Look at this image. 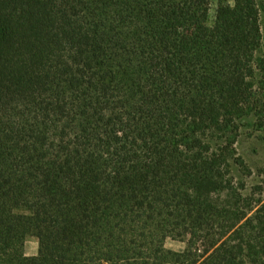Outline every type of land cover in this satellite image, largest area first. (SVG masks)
<instances>
[{
	"label": "trees",
	"instance_id": "16d2710c",
	"mask_svg": "<svg viewBox=\"0 0 264 264\" xmlns=\"http://www.w3.org/2000/svg\"><path fill=\"white\" fill-rule=\"evenodd\" d=\"M263 7L0 0V264H264V201L233 183Z\"/></svg>",
	"mask_w": 264,
	"mask_h": 264
},
{
	"label": "rangeland",
	"instance_id": "374dc122",
	"mask_svg": "<svg viewBox=\"0 0 264 264\" xmlns=\"http://www.w3.org/2000/svg\"><path fill=\"white\" fill-rule=\"evenodd\" d=\"M232 3V0H225ZM218 0H209V11L207 24L213 25ZM261 32L262 46L258 56H264V7L261 11ZM238 136L234 143L235 155L242 158L251 172H245L233 167V183L243 194H252V197H261L264 201V122L257 121L256 117L248 114L238 121ZM243 186V187H241ZM164 246L174 251H182L186 243L180 240L167 238ZM38 251L37 239L28 236L23 245V252L26 256L36 255Z\"/></svg>",
	"mask_w": 264,
	"mask_h": 264
}]
</instances>
